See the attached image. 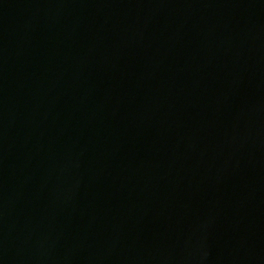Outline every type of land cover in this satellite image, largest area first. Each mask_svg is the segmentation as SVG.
<instances>
[{"label": "water", "instance_id": "1", "mask_svg": "<svg viewBox=\"0 0 264 264\" xmlns=\"http://www.w3.org/2000/svg\"><path fill=\"white\" fill-rule=\"evenodd\" d=\"M0 264H264V0H0Z\"/></svg>", "mask_w": 264, "mask_h": 264}]
</instances>
